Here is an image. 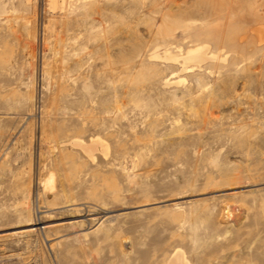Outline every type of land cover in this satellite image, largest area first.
I'll use <instances>...</instances> for the list:
<instances>
[{
    "label": "rangeland",
    "instance_id": "1",
    "mask_svg": "<svg viewBox=\"0 0 264 264\" xmlns=\"http://www.w3.org/2000/svg\"><path fill=\"white\" fill-rule=\"evenodd\" d=\"M260 24L264 0H0V264H264ZM203 40L227 61L153 57Z\"/></svg>",
    "mask_w": 264,
    "mask_h": 264
},
{
    "label": "bare ground",
    "instance_id": "2",
    "mask_svg": "<svg viewBox=\"0 0 264 264\" xmlns=\"http://www.w3.org/2000/svg\"><path fill=\"white\" fill-rule=\"evenodd\" d=\"M49 1V5L51 8H56L59 5V0H48ZM63 1V0H62ZM200 2V1H199ZM200 4V3H199ZM63 6V4H62ZM63 8V7H62ZM211 8H213V6H211ZM191 9V8H190ZM167 14V13H166ZM192 17V16H191ZM168 18V17H167ZM165 20V19H164ZM168 20V19H167ZM174 21V20H173ZM181 21V20H180ZM183 21V20H182ZM170 22V21H169ZM166 23V29H160L159 32L157 34H159L162 39L168 40V39H172L173 41L171 42H166V44H164V46H174L175 44V37H176V32L178 33L179 30H182L185 35L184 38L186 39H190L191 38V31L193 29H195L197 27V20H195V22L191 23V24H181V23H168V22H164V24ZM209 24V23H208ZM163 25V22H162ZM164 26V25H163ZM206 26V25H205ZM220 31V30H219ZM255 34H256V39L258 44H260V46H264V24H260L258 26V28H256L254 30ZM230 34V33H229ZM200 35V32H199ZM198 35V36H199ZM203 35V34H202ZM209 35V34H208ZM211 35V34H210ZM209 35V37H211ZM197 36V35H196ZM201 36V35H200ZM199 36V37H200ZM205 36V35H204ZM207 36V34H206ZM207 37V38H209ZM195 38V36H194ZM206 38V37H205ZM232 37V41H233ZM193 39V37H192ZM191 39V40H192ZM230 39V43L231 38L228 37V40ZM239 39V38H238ZM241 39V38H240ZM197 40V39H196ZM220 40V39H219ZM218 40V41H219ZM198 41V40H197ZM222 41V39H221ZM195 42V41H192ZM213 41H206L203 40L201 42H198L194 45H192L193 47L189 48V50L186 53H182L181 56H178L177 54H175L172 50V48H167L164 54V57H161V53L159 54L158 52H155L153 57L155 58H165L168 60H172V61H178L179 58L182 59V63L183 66H187L189 65V63L192 64H197V65H201L204 62L208 61V60H221V61H227L228 59V55H226V53H224L223 56V52L220 51L219 53H215L213 52L211 46ZM217 42V40L215 41ZM214 42V43H215ZM220 42V41H219ZM226 43H228V41H225ZM234 42V41H233ZM177 43V42H176ZM217 44V43H216ZM234 45L237 44L236 42L233 43ZM219 45V43H218ZM224 45V43H223ZM232 45V44H231ZM176 46H181V45H176ZM216 46V45H215ZM190 47V46H189ZM181 52L183 51V49H179ZM180 55V54H179ZM182 80V79H181ZM179 80V82L181 81ZM169 81V80H168ZM74 144L79 146L88 156H90L91 158L93 157V152H95V150L97 149L98 146H101L103 148V152L106 154L107 153V147L108 145L105 143V141L99 137H93L91 138V140L89 141V143L85 142L82 139H75L74 140ZM95 157V156H94ZM93 157V158H94ZM54 175H51L50 178L46 181V187L48 188H52L54 187V181H53ZM46 227V226H45ZM44 227H42L43 229ZM189 259L186 258V256L184 255V252L181 249H177L174 251V253L171 256L170 261L168 262V264H190L188 261Z\"/></svg>",
    "mask_w": 264,
    "mask_h": 264
}]
</instances>
